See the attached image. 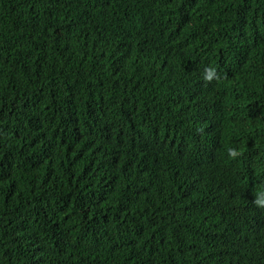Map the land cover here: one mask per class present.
Segmentation results:
<instances>
[{"label": "trees", "instance_id": "16d2710c", "mask_svg": "<svg viewBox=\"0 0 264 264\" xmlns=\"http://www.w3.org/2000/svg\"><path fill=\"white\" fill-rule=\"evenodd\" d=\"M258 197L264 0H0V264H264Z\"/></svg>", "mask_w": 264, "mask_h": 264}, {"label": "clouds", "instance_id": "9594fccd", "mask_svg": "<svg viewBox=\"0 0 264 264\" xmlns=\"http://www.w3.org/2000/svg\"><path fill=\"white\" fill-rule=\"evenodd\" d=\"M210 75L211 74H209V78H210ZM227 152H228V155L230 156V157H236V156H238L240 153H239V151L236 149V148H232V147H229L228 149H227ZM254 203L257 205V206H259V207H264V198H260V197H258L255 201H254Z\"/></svg>", "mask_w": 264, "mask_h": 264}]
</instances>
